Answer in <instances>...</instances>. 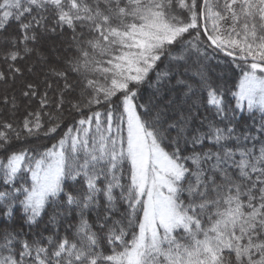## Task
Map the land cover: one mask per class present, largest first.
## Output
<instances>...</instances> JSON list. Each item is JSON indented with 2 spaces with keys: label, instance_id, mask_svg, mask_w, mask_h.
<instances>
[{
  "label": "snow or ice",
  "instance_id": "obj_1",
  "mask_svg": "<svg viewBox=\"0 0 264 264\" xmlns=\"http://www.w3.org/2000/svg\"><path fill=\"white\" fill-rule=\"evenodd\" d=\"M0 87V264H264V0H0Z\"/></svg>",
  "mask_w": 264,
  "mask_h": 264
},
{
  "label": "trees",
  "instance_id": "obj_2",
  "mask_svg": "<svg viewBox=\"0 0 264 264\" xmlns=\"http://www.w3.org/2000/svg\"><path fill=\"white\" fill-rule=\"evenodd\" d=\"M16 87H17V89L20 87V82L19 81H17ZM2 93H3V87H0V94H2ZM43 143H47V141L43 140V139H41L40 141H33L32 145L36 146L37 144H43Z\"/></svg>",
  "mask_w": 264,
  "mask_h": 264
}]
</instances>
